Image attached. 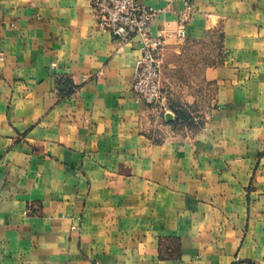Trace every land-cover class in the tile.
Instances as JSON below:
<instances>
[{
    "label": "crops",
    "instance_id": "obj_1",
    "mask_svg": "<svg viewBox=\"0 0 264 264\" xmlns=\"http://www.w3.org/2000/svg\"><path fill=\"white\" fill-rule=\"evenodd\" d=\"M140 1L177 30L182 0ZM184 32L149 105L90 0H0V264H264V0H193ZM195 42L217 61L170 74Z\"/></svg>",
    "mask_w": 264,
    "mask_h": 264
},
{
    "label": "built area",
    "instance_id": "obj_2",
    "mask_svg": "<svg viewBox=\"0 0 264 264\" xmlns=\"http://www.w3.org/2000/svg\"><path fill=\"white\" fill-rule=\"evenodd\" d=\"M174 1V0H168ZM178 28L166 34L152 35L148 27L155 17V10L140 0H90L96 25L111 31L122 40L136 37L139 57L132 79L133 92L146 104L157 103L162 96V54L166 38L172 35L183 37L184 24L188 19L193 0H182Z\"/></svg>",
    "mask_w": 264,
    "mask_h": 264
},
{
    "label": "rangeland",
    "instance_id": "obj_3",
    "mask_svg": "<svg viewBox=\"0 0 264 264\" xmlns=\"http://www.w3.org/2000/svg\"><path fill=\"white\" fill-rule=\"evenodd\" d=\"M189 45V47L187 45V47L183 49V51H181L182 55H178V53L174 52L175 55L170 54L169 56H167L170 60H172V63H176V65L179 66L176 72H171L170 74L177 76V78H180L181 80H188V78L191 76H199L201 73L202 66L204 64L215 62L219 57V53L216 50H213L212 46H209V43L206 44V42H195ZM163 67L164 60L162 54L161 86H163ZM211 92L212 88L209 85V98L211 96ZM191 119L192 122H195V124H193L192 126L193 129L198 127L203 121L202 117L199 116L197 113H193Z\"/></svg>",
    "mask_w": 264,
    "mask_h": 264
}]
</instances>
